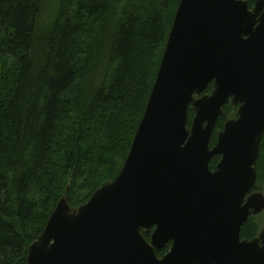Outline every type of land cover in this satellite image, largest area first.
<instances>
[{
	"label": "water",
	"instance_id": "95a60500",
	"mask_svg": "<svg viewBox=\"0 0 264 264\" xmlns=\"http://www.w3.org/2000/svg\"><path fill=\"white\" fill-rule=\"evenodd\" d=\"M229 100L237 118L210 147ZM263 134L264 0H180L120 172L78 208L62 197L27 264H264V228L240 238L264 210L247 196Z\"/></svg>",
	"mask_w": 264,
	"mask_h": 264
},
{
	"label": "trees",
	"instance_id": "16d2710c",
	"mask_svg": "<svg viewBox=\"0 0 264 264\" xmlns=\"http://www.w3.org/2000/svg\"><path fill=\"white\" fill-rule=\"evenodd\" d=\"M46 1L0 0V264H27L62 197L78 208L117 177L180 2L58 0L46 16ZM223 113L210 147L236 110ZM192 118L189 109L188 129ZM255 167L260 187L264 134ZM259 229L249 218L241 240Z\"/></svg>",
	"mask_w": 264,
	"mask_h": 264
},
{
	"label": "flooded vegetation",
	"instance_id": "af4514ba",
	"mask_svg": "<svg viewBox=\"0 0 264 264\" xmlns=\"http://www.w3.org/2000/svg\"><path fill=\"white\" fill-rule=\"evenodd\" d=\"M244 2H245V1H244ZM255 2H256V1H255ZM255 2H254V4H255ZM246 3H247V2H246ZM254 4H253L251 7H249V5L247 4V5H248V9H249V10H252V9L254 8ZM210 93H211V92H210ZM210 93H209V94H210ZM227 104L230 106V100L228 101ZM227 104H225V105H227ZM225 105H224V106H225ZM224 106H223V107H224ZM223 107H222V111H223ZM230 107H231V106H230ZM231 108H232V107H231ZM233 109L236 110V114H235V116L233 115V116H230V117L226 118V121L229 120V119H236V118H237V108H233ZM223 116H224V113H223ZM223 116H222V117H223ZM219 118H220V117H219ZM219 118H218V119H219ZM221 131H222V130H221ZM221 131H219V132H221ZM219 132H218V133H219ZM218 133H217V134H218ZM217 158H218V162H219L220 157H217ZM218 162H217V163H218ZM216 166H217V164H214V165H213V169H211V171H214L215 168H216ZM209 167H210V165H209ZM255 169H256V167H255ZM256 172H257V171H256ZM257 178H258V175H257ZM254 192H260L261 194L264 195V193H263V189L261 188V186H260V187L257 186V181H256L255 186H254L253 189L247 194V196H249L250 194H252V193H254ZM263 211H264V210H263ZM263 211H262L261 213H263ZM261 213H260V214H261ZM260 214H259V215H260ZM259 215L254 216V217H250V218H257ZM262 228H264V226L261 227V228L259 229L257 235L259 234V232H260V230H261ZM257 235H255L251 240H246V241H252Z\"/></svg>",
	"mask_w": 264,
	"mask_h": 264
},
{
	"label": "rangeland",
	"instance_id": "374dc122",
	"mask_svg": "<svg viewBox=\"0 0 264 264\" xmlns=\"http://www.w3.org/2000/svg\"><path fill=\"white\" fill-rule=\"evenodd\" d=\"M58 0H47L46 1V16L51 15L52 9L55 8L56 3ZM45 15V14H44ZM261 188L263 189L264 193V185H261ZM255 222L258 224V226L261 228L264 226V211L261 213L257 218H254Z\"/></svg>",
	"mask_w": 264,
	"mask_h": 264
}]
</instances>
